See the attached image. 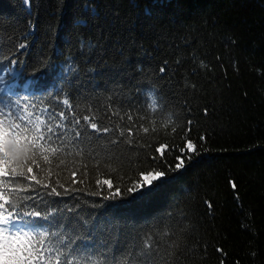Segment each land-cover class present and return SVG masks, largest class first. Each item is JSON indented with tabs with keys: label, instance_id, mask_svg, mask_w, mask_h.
Instances as JSON below:
<instances>
[{
	"label": "trees",
	"instance_id": "trees-1",
	"mask_svg": "<svg viewBox=\"0 0 264 264\" xmlns=\"http://www.w3.org/2000/svg\"><path fill=\"white\" fill-rule=\"evenodd\" d=\"M0 72V112L64 125L17 228L79 264H264V0H0Z\"/></svg>",
	"mask_w": 264,
	"mask_h": 264
},
{
	"label": "snow or ice",
	"instance_id": "snow-or-ice-1",
	"mask_svg": "<svg viewBox=\"0 0 264 264\" xmlns=\"http://www.w3.org/2000/svg\"><path fill=\"white\" fill-rule=\"evenodd\" d=\"M2 79L0 78V80ZM19 103L20 101L17 100L16 104ZM63 103L68 105L69 101L65 99ZM33 115L31 112L24 116H16L12 112L7 114L0 112V201H3L0 203V264H79L75 258L64 260V253L61 249L44 246L50 235L48 232H26L16 227L18 220L30 224L34 221L28 219L29 217L41 216L40 211H23L24 202L31 197H20L17 193L31 189L34 185L31 183L23 184L22 181H34L36 185L50 187L38 178L37 172L45 177L53 175L48 166L53 163V158L57 157L63 150L62 145L53 144V136L56 134V129L63 128L64 125L57 123L53 126L43 116L37 115L35 119H32ZM60 117L66 119L63 112L60 113ZM83 119L89 122L91 129L101 130L95 122H92L91 117L85 116ZM168 123H171V120ZM76 124H79V120L76 121ZM156 130L155 127L151 128L153 132ZM102 131L107 132L108 129L104 128ZM141 131L148 133L150 129L142 127ZM173 131H175L174 128ZM129 134H131V129H129ZM75 135L79 137L80 133L76 132ZM58 138L62 139V137ZM165 147L167 146H162L157 151L163 154ZM195 150L196 146L191 140L186 142V149H181L185 153ZM185 158L188 157L185 156ZM177 160L179 162L175 164V169H180L184 166V159L177 157ZM64 163L65 161L60 159L57 167ZM34 168L37 172H34ZM72 175L74 176L75 172ZM165 175V172L155 169L142 172L136 182L125 189V193L146 194L155 182L162 180ZM97 183L112 188L110 180H97ZM10 185L15 186L10 187ZM51 194L59 195L60 193L55 187H51ZM119 195H121V191L117 188L106 199L115 198ZM9 208L11 211L8 210ZM14 228L15 231H13ZM91 264H98V262L92 261ZM119 264H127V260H121Z\"/></svg>",
	"mask_w": 264,
	"mask_h": 264
}]
</instances>
